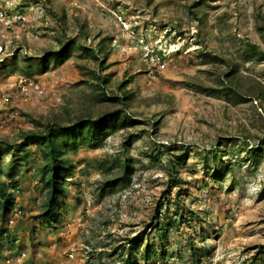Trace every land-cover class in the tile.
<instances>
[{
	"label": "rangeland",
	"instance_id": "374dc122",
	"mask_svg": "<svg viewBox=\"0 0 264 264\" xmlns=\"http://www.w3.org/2000/svg\"><path fill=\"white\" fill-rule=\"evenodd\" d=\"M0 10V180L14 204L0 215L2 264H264V0H0ZM65 42L70 57L39 71ZM21 76L40 91L19 88ZM106 94L128 95L140 123L68 152L59 215L40 217L43 161L22 133L120 107ZM127 132L138 135L124 147ZM124 158L129 181L103 189Z\"/></svg>",
	"mask_w": 264,
	"mask_h": 264
},
{
	"label": "trees",
	"instance_id": "16d2710c",
	"mask_svg": "<svg viewBox=\"0 0 264 264\" xmlns=\"http://www.w3.org/2000/svg\"><path fill=\"white\" fill-rule=\"evenodd\" d=\"M253 52L259 54V47L257 45H250ZM91 49V48H89ZM92 55L98 60L97 54ZM264 57V54L261 53ZM70 57V44L63 43L59 49L46 51L43 55L42 61L39 64V71H45L50 64H61ZM233 72L228 76L231 77ZM105 81V80H104ZM231 89V88H229ZM232 90V89H231ZM104 93V92H103ZM240 95L238 91H235ZM105 94V93H104ZM104 100L112 101L120 104V107L105 110L101 115L96 117H83L70 124H62L54 121H49L45 125L39 124L41 128L35 130L24 131L22 133L21 146L27 147L29 145L38 146L41 154L43 165L40 169L41 180L46 190L43 210L40 217L48 220L57 219L59 202L64 191V184L67 176L72 173L73 169L68 166L67 154L70 151H76L81 146L97 147L102 143L111 133L120 130H129L131 126L140 123L138 119L133 118L126 112L128 107V95H105ZM138 135L137 132H127L123 140V146L128 147L132 140ZM5 149L10 148V144L5 143ZM257 145V144H256ZM257 148L260 146H256ZM4 150H0V156ZM168 163L172 164L170 160ZM119 169V176L113 180L106 182L103 189H111L116 182H126L130 178V170L132 165L129 158L118 159L116 162ZM10 178L13 176L9 174ZM13 197L11 193L7 192L6 185L0 180V215L4 218L13 208ZM164 216L161 215L155 229L156 235L160 239H167L170 230L172 229V217L168 216V208ZM132 244L133 241L131 242ZM136 250L139 249L138 244L133 245ZM149 246L145 247L143 257L148 258ZM130 257L134 259L133 256ZM130 258H126V263H131Z\"/></svg>",
	"mask_w": 264,
	"mask_h": 264
},
{
	"label": "built area",
	"instance_id": "2783aa9c",
	"mask_svg": "<svg viewBox=\"0 0 264 264\" xmlns=\"http://www.w3.org/2000/svg\"><path fill=\"white\" fill-rule=\"evenodd\" d=\"M20 18V16H18V19ZM0 19L3 20L4 18V14L1 13L0 10ZM18 87L23 89V90H28V91H34V92H38L40 91V84L38 82H36L35 80H32L30 78L21 76L19 77L18 80ZM25 254H22L21 257H24ZM2 259L0 258V264H2Z\"/></svg>",
	"mask_w": 264,
	"mask_h": 264
}]
</instances>
